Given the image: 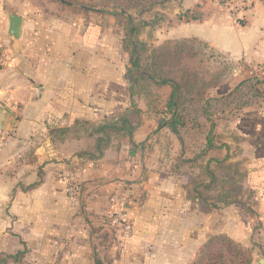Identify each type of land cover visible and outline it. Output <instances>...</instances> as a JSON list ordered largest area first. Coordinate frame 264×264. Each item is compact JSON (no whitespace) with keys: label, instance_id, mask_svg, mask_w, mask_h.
Returning <instances> with one entry per match:
<instances>
[{"label":"crops","instance_id":"1","mask_svg":"<svg viewBox=\"0 0 264 264\" xmlns=\"http://www.w3.org/2000/svg\"><path fill=\"white\" fill-rule=\"evenodd\" d=\"M208 2L201 20L180 24L179 39L231 56L238 74L264 91V1L234 2L229 17L214 16L209 11L221 9ZM54 10L37 0H0V38L11 51L0 69V264H194L216 235L250 248L251 264H264V106L235 124L242 148L233 162L243 161L247 173L243 204L207 211L193 203L167 169L171 161L137 147L153 141L139 134L144 126L136 146H111L89 159L96 136L80 127L128 109V55L112 17ZM9 14L24 19L19 41L8 35ZM66 170L81 188L77 206L61 180ZM122 189L134 222L127 242L109 221L112 196Z\"/></svg>","mask_w":264,"mask_h":264},{"label":"trees","instance_id":"2","mask_svg":"<svg viewBox=\"0 0 264 264\" xmlns=\"http://www.w3.org/2000/svg\"><path fill=\"white\" fill-rule=\"evenodd\" d=\"M184 1L48 0L61 9L71 11L74 15L91 12L110 15L123 21L125 36L122 40V50L130 56V66L125 74L130 97L133 99L138 91H145L147 85L171 88V93L164 105V112H160L162 117L160 116L157 121V131H167L177 139L180 146V151L175 157H172L170 153L165 156V160L172 163L167 169L170 173L186 177L187 182L184 189L187 197L200 208L212 211L233 204H243V197L248 195V190L245 189L247 173L244 169V162H233L235 154L230 153L231 146L223 142L221 136L217 134L215 103L225 101L230 95L233 97L247 85H251L256 90L257 85L260 84L259 82L253 83L252 79H246L227 96L208 97L203 93L198 97L193 94L188 85L176 79L171 70L172 66L169 67V60L173 61L178 52L183 53L184 49L176 47V51L165 55L163 49L150 48L146 42L141 40V34L143 29L155 28L164 22L170 7L178 4L182 9ZM199 7L197 4L196 10L190 8L177 14V23L201 20L202 13ZM159 51L162 53L159 54ZM257 92L259 90H256V95L252 96L253 99L257 97ZM195 102L199 106L191 111ZM243 104L245 106L243 109L248 110L254 106L251 100ZM133 105L135 108L126 110L118 118L109 119L96 126V129L90 133L96 136L95 153L87 152V158L95 160L103 157L105 151L113 146V140L117 134L128 136L130 143L134 144L135 133L142 126L143 121L141 108L135 103ZM243 115L242 112L241 116L234 121H238ZM201 118L204 120L203 125L207 126V131L200 135L202 137L199 139L195 138L192 133L196 131H193L194 127H201ZM219 138L220 141H218ZM145 144L147 143L144 142L137 147L145 149L147 148ZM193 144L196 149L191 150ZM184 167H189L192 173L198 174L191 172L180 174ZM252 261V250L228 236L216 235L208 240L194 264H251Z\"/></svg>","mask_w":264,"mask_h":264},{"label":"rangeland","instance_id":"3","mask_svg":"<svg viewBox=\"0 0 264 264\" xmlns=\"http://www.w3.org/2000/svg\"><path fill=\"white\" fill-rule=\"evenodd\" d=\"M44 7L49 6L55 9L54 11L60 16L66 15H74L71 11L61 9L58 5L52 4L48 2V0H37ZM199 1L198 4L201 8L204 7V4H207L208 0H189V4L191 3L196 10L195 2ZM249 0H209V4L213 6V4L217 5L221 10H211L210 13L217 14L220 13L222 16H232L236 9H232V4L235 3H244ZM257 1V0H254ZM264 1V0H262ZM203 2V6L201 5ZM235 2V3H234ZM184 3V2H183ZM248 3V2H247ZM251 4V3H249ZM242 8L246 6L240 5ZM199 7V8H200ZM234 8V7H233ZM187 8L183 5L181 9L180 6L174 5L167 10V17L164 22L155 28H147L143 29L141 34V40L146 42L150 48H160L163 49V53L168 55L169 53H173L176 51V47H180L184 49L183 53L178 52L176 58L172 61L169 60V67L173 74L176 76V79L180 82L183 81L185 85H188L189 88L192 89L194 95L200 97L203 93L208 97H220L223 93L224 95H228L232 90L239 85V83L246 80L243 75H239L238 72L240 70L241 64L234 61L231 56L220 53L215 49L211 48L206 42L197 40V39H179L184 35V27H180V23H177L176 15L180 12H184ZM199 12V11H198ZM103 18L105 16L112 17L115 20L114 28L117 33L121 35V45L123 37L125 36V32L123 29V21L117 20L113 16L110 15H99ZM202 18V17H201ZM244 18V17H243ZM242 21V17L240 18ZM121 22V23H120ZM193 22V21H192ZM123 52V50H122ZM124 53V52H123ZM161 54L162 52H158ZM127 54L128 53H124ZM130 56L128 55V65L130 66ZM255 86V85H254ZM145 91H138L135 94V97L129 99V107L135 108L133 105H137L141 108V119L143 121L142 126L143 129L139 133L141 136L145 137H153L152 143H148L147 151L149 155L153 156L156 154H161L165 156L174 155V152L177 150V153L180 151V146H178V141L170 135L167 131H157L158 123L157 121L160 119V112H164V105L167 102V99L171 93L170 87H157L155 85H147ZM262 84L257 85L256 90L257 97L253 99V95L256 93V90L252 88L251 85L245 86L240 93H236L233 97L230 95L228 99L222 101L220 103H215L214 114L216 116V127L218 136H221V140L225 143H228L231 146L232 151L230 152L232 155L240 153V149L242 148L239 145V134L236 130L235 122L238 117L243 114H246L248 109H243L244 102L248 100L253 102V107L249 109H259L264 106V91ZM130 95V94H129ZM256 95V94H255ZM262 98H261V97ZM199 104L197 102L194 103V106L191 107V111H193ZM137 107V108H138ZM127 109V110H128ZM123 114V113H122ZM119 114L116 117H112L111 119H116L120 116ZM162 117V116H161ZM109 120V119H107ZM201 127H194L195 131L192 133L195 138H201L206 131L207 126L203 125V121L201 118ZM234 121V122H233ZM97 125H85L81 126L80 133H84L85 135L90 134L94 129H96ZM141 126V127H142ZM203 127V128H202ZM196 128V129H195ZM201 129V131H200ZM199 130V131H197ZM136 135V133H135ZM157 135V136H156ZM200 136V137H199ZM156 138H158V143L156 142ZM198 140V139H196ZM220 141V138L219 140ZM235 141V142H234ZM160 142V144H159ZM199 142V140H198ZM147 143V141H146ZM157 145V151L153 150V145ZM235 143V145H233ZM130 144V140L128 136H122L120 134L115 135L113 140V146H127ZM159 144V145H158ZM191 150L196 149L195 144L192 145ZM155 147V146H154ZM149 149V150H148ZM235 150V151H234ZM161 151V152H158ZM154 152V153H153ZM191 152V151H189ZM153 153V154H152ZM191 154V153H189ZM154 156V158H156ZM241 158L243 156H238L236 159ZM243 162V161H240ZM192 173L189 167H184L180 174L184 175V173ZM198 174V173H192ZM181 179L184 183L187 182L186 177L181 176ZM247 248V247H246ZM250 249V248H247ZM251 250V249H250ZM197 261V260H196ZM229 264V263H227Z\"/></svg>","mask_w":264,"mask_h":264},{"label":"built area","instance_id":"4","mask_svg":"<svg viewBox=\"0 0 264 264\" xmlns=\"http://www.w3.org/2000/svg\"><path fill=\"white\" fill-rule=\"evenodd\" d=\"M11 62V51L5 41L0 38V69L7 67ZM65 193L71 206L79 205L81 188L76 174L66 170L61 174ZM131 195L127 190H118L112 196V210L109 216L111 226L120 234L121 239L127 242L133 237L134 222L130 213L129 204Z\"/></svg>","mask_w":264,"mask_h":264},{"label":"water","instance_id":"5","mask_svg":"<svg viewBox=\"0 0 264 264\" xmlns=\"http://www.w3.org/2000/svg\"><path fill=\"white\" fill-rule=\"evenodd\" d=\"M8 19L10 23V28L8 33L9 37L14 41H19L23 33L24 19L15 14H9Z\"/></svg>","mask_w":264,"mask_h":264}]
</instances>
